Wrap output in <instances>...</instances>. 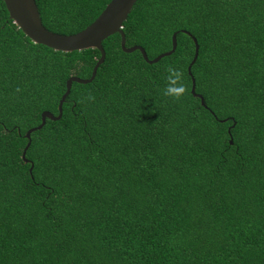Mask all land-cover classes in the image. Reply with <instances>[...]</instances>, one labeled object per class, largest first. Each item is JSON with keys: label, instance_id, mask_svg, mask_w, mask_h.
Masks as SVG:
<instances>
[{"label": "trees", "instance_id": "1", "mask_svg": "<svg viewBox=\"0 0 264 264\" xmlns=\"http://www.w3.org/2000/svg\"><path fill=\"white\" fill-rule=\"evenodd\" d=\"M33 2L67 35L108 0ZM121 32L174 49L108 35L21 158L98 52L31 43L0 0V264H264V0H135Z\"/></svg>", "mask_w": 264, "mask_h": 264}, {"label": "water", "instance_id": "2", "mask_svg": "<svg viewBox=\"0 0 264 264\" xmlns=\"http://www.w3.org/2000/svg\"><path fill=\"white\" fill-rule=\"evenodd\" d=\"M4 9L7 13V18L11 23L33 44L43 45L51 50L60 52L79 51L83 49H95L98 52V57L91 66L89 76L87 78H79L73 75L68 76L64 80V90L60 94L56 102V115H52L48 111H41L39 113V124L28 128L23 133L26 142L21 150L20 157H23V152L28 145V134L38 129L44 119L57 120L60 115V105L64 97L68 93L70 83H88L95 72L96 67L103 59V50L100 42L112 33H117L119 36L118 46L120 51L129 53L137 50L143 61L146 63H154L159 58L169 55L174 49V34H170V47L167 51L161 52L151 59H147L141 47L137 45L124 46L123 34L121 32V23L128 14L132 4L135 0H108L97 16L86 26L79 31L61 35L46 30L40 23L39 16L33 0H1ZM182 33L189 35L186 31L181 30ZM193 44L192 56L186 65V73L189 75V66L195 59L197 45L193 37L190 36ZM190 77V76H189ZM189 93L199 99V104L203 106L201 97L193 93V79H189ZM228 142H230L228 140ZM30 166L28 168V171Z\"/></svg>", "mask_w": 264, "mask_h": 264}, {"label": "clouds", "instance_id": "3", "mask_svg": "<svg viewBox=\"0 0 264 264\" xmlns=\"http://www.w3.org/2000/svg\"><path fill=\"white\" fill-rule=\"evenodd\" d=\"M166 73L165 76V87L162 89V95L172 102H179L181 98L187 93V88L183 83L184 74L183 71L174 66V65H167L166 66ZM17 92L22 91L19 87L16 89ZM86 99L88 101H95V96L89 94Z\"/></svg>", "mask_w": 264, "mask_h": 264}]
</instances>
